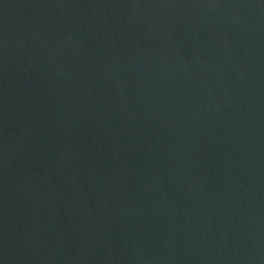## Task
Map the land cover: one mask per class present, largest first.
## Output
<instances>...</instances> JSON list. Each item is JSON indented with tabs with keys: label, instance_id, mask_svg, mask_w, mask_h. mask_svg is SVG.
Wrapping results in <instances>:
<instances>
[{
	"label": "water",
	"instance_id": "water-1",
	"mask_svg": "<svg viewBox=\"0 0 264 264\" xmlns=\"http://www.w3.org/2000/svg\"><path fill=\"white\" fill-rule=\"evenodd\" d=\"M0 264H264V0H0Z\"/></svg>",
	"mask_w": 264,
	"mask_h": 264
}]
</instances>
